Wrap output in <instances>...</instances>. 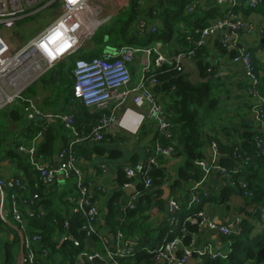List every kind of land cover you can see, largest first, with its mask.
<instances>
[{
    "label": "built area",
    "instance_id": "1",
    "mask_svg": "<svg viewBox=\"0 0 264 264\" xmlns=\"http://www.w3.org/2000/svg\"><path fill=\"white\" fill-rule=\"evenodd\" d=\"M46 1L41 9L36 10ZM91 0H0V26L24 18L29 11L34 14L40 10H46L53 3H58L59 15L39 33L26 41H21L19 34L12 32V28L4 27L0 30V111L12 106L17 100L24 103L25 126L38 127L47 121L61 120L64 127L75 136V141L69 144L67 149L61 150L59 159L61 162L55 168L50 164L41 165L36 161V151L34 146L19 145L18 153H23L28 157L30 164L43 186V189L50 190L57 181V174L64 180L72 181L75 184V195L65 200L69 203V216L74 218L79 216L83 222L79 231L85 237L84 242L77 240L71 233L72 222L65 219L63 229L66 234L55 237L57 244L69 243L72 250L76 251L74 264H91L94 258L104 260L106 264H121L132 258L136 251V244L125 245V241L120 233L117 234L114 249L109 243V236L99 228L100 208L94 201L88 187L92 188V183L85 182V176L80 170L75 156L74 146L84 140L91 142H102L105 131L114 130L121 136H137L139 129L147 119L154 120L160 134H167L168 123L164 120L162 106L153 94L152 87L157 84L154 75L155 67L160 68L166 62L164 56L159 52L160 45L152 49H140L133 47L120 48L113 52L114 55H104L103 57L92 56L88 59L78 58L73 65L71 74L74 80L73 98L85 108H94L101 111L102 115L96 125L92 128L90 135L81 137L74 125V116L71 114L56 116L46 113L38 107L32 99H25L23 94L26 89L32 86L38 79L53 69L58 63L65 60L72 54H77L83 47L86 40L82 22V13L90 4ZM227 4L225 15L212 21L207 27L197 30L199 36L195 45L203 47L207 44L208 37L219 33V43L224 48L230 47V40L234 34L245 28V20L235 11L236 0H221ZM246 7L255 10L261 0H245ZM187 13L196 11V4H191ZM109 18L104 19V23ZM144 27V23L141 24ZM151 32L155 27H150ZM253 31L252 25L248 24L247 32ZM145 52V61L139 83L131 86L129 66L132 64L138 53ZM186 57L192 59L194 52L178 55L176 58V70L182 72L178 63L179 59ZM231 61L241 66V74L246 84V94L253 100L250 108V115L255 128L264 135V98L261 94V75L256 71L251 53L242 50L232 56ZM59 118V119H58ZM114 137V136H113ZM260 148V140H258ZM154 152L164 159H169L172 150L161 148L158 144L154 147ZM218 147L212 142L205 159L196 162L201 168L202 177L191 191L192 198L189 201V213L184 219V223L197 224L199 232L207 231L212 234L227 237L238 235L237 225L242 218H238L230 225H220L209 218L205 212L203 201L208 196V185L206 183L214 174L227 182H231L234 172L227 171L219 164ZM151 164H157L152 158ZM102 172L106 171L105 166H101ZM142 170V166L131 168L123 167L124 175L127 179H137ZM148 184V183H146ZM130 186L125 185V187ZM243 195L249 197L247 185L243 181L238 183ZM27 186L19 179H0V241H9L8 235L2 230L4 227L13 229L19 239L18 261L16 264H46L52 257L49 247L43 244V237L40 230L29 234L27 219L43 220L45 210L39 203L42 201L38 193L27 198ZM203 191L202 197L198 191ZM102 193L104 190L98 188ZM4 197L8 198V210L4 205ZM136 194L127 203L128 209L134 208ZM168 216H173L179 209L180 203L170 199L167 203ZM169 218V217H168ZM9 219L12 222L9 223ZM174 224L176 221L171 218ZM71 224V225H70ZM172 225V224H171ZM94 239L100 244L101 249L97 250ZM184 235L165 241L151 253L155 255L156 264H200L205 258L225 259L226 251L217 250L211 243H204L195 246L192 242L189 246H184L179 250ZM92 240L94 249L86 245V240ZM5 241V242H6ZM230 246V244H228ZM2 249V248H1ZM15 257V256H14ZM194 259L193 263L190 260Z\"/></svg>",
    "mask_w": 264,
    "mask_h": 264
},
{
    "label": "trees",
    "instance_id": "2",
    "mask_svg": "<svg viewBox=\"0 0 264 264\" xmlns=\"http://www.w3.org/2000/svg\"><path fill=\"white\" fill-rule=\"evenodd\" d=\"M195 2L196 0H158L150 9L141 10L138 0H131L128 8L122 9L108 26L100 29L92 38L94 49L90 54L103 57L106 51H117L124 46H144L150 43H160L166 53L175 40L182 49L181 53L194 52V58L199 61L202 77H213L212 69H209L208 72V64H203L205 50L203 47L196 46L195 42L199 38L196 31L207 27V20L215 16L213 13H209L203 18L204 15L201 12L196 13L197 11L194 12L195 14H188L186 9L191 4H196ZM259 7L264 8V0H261ZM142 12H145L144 16L152 23L158 24L155 26L154 32L145 30L142 37L138 38L133 36L132 28L139 16H142ZM224 14L220 13V18H223ZM233 55H235L234 52L231 53V57ZM154 75L157 84L152 87V91L156 97L163 98L162 103L158 102L161 103L164 120L169 125L168 135L159 133L154 120L144 121L137 138L139 141L150 144L147 156L142 163H138L137 158L128 165L135 169L142 166L138 178L129 180L124 175L123 167L118 169L116 182L119 187L125 189V185L139 182L136 184V199L133 209H128L126 206L123 209L118 208L117 201L114 199L121 195L120 193L115 194L113 200L107 205L105 223L111 230L109 231L112 236V238L109 237L111 248L114 249L112 243L120 233L125 245L136 244L137 246L135 255L121 264H156L155 255L151 252L165 241L184 235L182 240L184 246H189L194 242L200 234L198 226L188 222L184 223V219L189 213L188 204L193 195L191 187L202 177L201 168L196 165V162L205 159L209 145L215 142L218 147L220 166L229 172H234L232 182H235L236 185L239 181L246 183V191L250 196H244V190L241 191V194L247 198L250 209L245 211L241 222L237 225L238 235L221 236L223 246H226L228 252L227 258L215 260L205 258L200 264H264V135L255 128L252 118V132H246L245 129L235 130L223 127L221 129L223 140L219 135H211L205 131V127L213 126V120H211L213 114H204V109L207 108V111L214 112L215 104L218 102V99L213 98L215 97L213 96L214 89L210 86L213 80L206 86L199 84L193 86L188 82L186 76H181L177 72L175 63L164 64ZM260 88L264 98V88ZM75 104L77 107L79 105L83 107L78 101ZM86 109L88 120L84 129L88 136L91 133V128L101 116V111L89 114V109ZM46 124L47 122L38 127L29 128H37V131L43 133ZM106 138H113V136L104 134L103 141ZM235 139L239 140L241 144L238 141L234 143ZM55 140L53 132L48 128L44 134L43 142L38 145V153L46 157L51 156ZM245 140L250 141L251 144H246ZM258 140H260V148L257 145ZM156 144L164 149L170 148L173 158H182V164L177 168L172 178L167 176V162L154 152ZM74 150L77 157L89 158L92 154L101 155L103 153V150L98 146L88 150L87 147L79 145ZM152 158L157 161V164L149 162ZM234 178L235 180H233ZM85 182L89 183L87 180ZM209 182L208 180L206 185L209 186ZM164 186H167L171 192L170 199L180 203V209L173 216H168L169 218L164 220L160 226H155L150 221L151 214L149 212L153 207H158L160 211L163 209L165 201L161 198ZM88 189L91 192L89 187ZM94 192L95 190L91 193L92 196ZM202 193L203 191H198L201 197ZM214 197L216 196L208 192V196L204 198L203 205L199 209H202ZM66 204L69 208V203L66 202ZM39 206L43 210L46 209L43 201L39 203ZM171 218L176 221L174 224L171 222ZM55 220L58 222L55 225L59 227L58 230L56 229L57 232L53 231ZM64 220L59 214L50 210L47 213L45 211L43 220L27 219V224L29 222L31 229L38 228L41 231L43 244L47 248L49 247L54 252L53 254H56L62 252L63 247L67 244L70 245L64 243L57 248L59 244L54 243L53 240L56 233L57 236H61L62 232L66 234L62 227ZM74 222L76 225L71 233L83 243L85 237L78 230L83 220L76 216ZM174 230L177 232L174 233ZM151 234L156 237L150 241ZM192 236L193 238H191ZM93 240L97 246L98 242L94 238ZM15 241L16 239L2 243L1 248L4 253L0 256V264H5L2 260L7 261V264H13L14 253L10 250V245H13ZM75 253L76 251L70 249L69 255L74 256Z\"/></svg>",
    "mask_w": 264,
    "mask_h": 264
},
{
    "label": "crops",
    "instance_id": "3",
    "mask_svg": "<svg viewBox=\"0 0 264 264\" xmlns=\"http://www.w3.org/2000/svg\"><path fill=\"white\" fill-rule=\"evenodd\" d=\"M130 1L131 0H91L90 4L87 5V8H85L81 16L86 38L85 42L87 41L86 44H83V47L77 54H72L65 60L58 63L53 69L26 89L23 94L25 99L29 98L34 100L38 107L46 113H52L56 116L67 114H72L73 116L75 115L73 117L74 125L81 137L87 136L84 125L88 120V115L85 111L86 108L83 109L84 107H81L80 105L77 107L75 104L77 100L73 98L74 80L71 71L74 62L78 58L88 59L93 56L90 54V52L94 49L92 38L100 31V29L108 26L118 16L122 9L128 8ZM157 1L158 0H138L141 10L150 9L157 3ZM195 3L196 13L201 12L204 15L202 16L203 18H205L209 13L214 14V18L207 20V25L220 18V13L224 14L227 8V4L221 2V0H196ZM236 3L237 6L235 11L242 16L245 22H248L245 24V28L232 36L229 48H224L220 45L219 33L213 36L211 35V37L209 36L207 44L203 46V49L205 50L203 64H208V72L209 69H212L214 72L213 77L218 76L217 79H214L211 82L210 86L213 89L214 86H217L214 90H216V93L221 92V94L216 96V99H218L219 102L217 112L219 113V116H222L221 119L223 120L221 122L222 125H214L215 127L211 125L208 128L205 127V131L211 135H219L222 140L223 137L221 136V129L223 127L235 130L245 129L246 132H252L253 130L251 127V115L249 112V108H251L253 100L246 94V84L244 83V78L241 74V66L231 61L232 52L238 54L242 50H248L251 53L256 71L261 75V87L264 88V8L258 6L259 8L257 7L255 10L249 9L246 7L245 0H236ZM144 14L145 12H142V16H139L137 22L132 28L134 37H142L145 30L151 32L149 28L155 27L158 24L156 22L152 23V21L144 16ZM106 18H109V20L104 23L103 21ZM142 23H144V27H141ZM248 24L252 25L253 31L251 33L247 32ZM89 44L92 45L91 48H88ZM157 45L161 46L160 43H150L149 45L144 46H124L121 48L133 47L140 49H152ZM161 49L164 50L162 46L160 47V50ZM181 51V47L178 45L177 41L174 40L168 52H164V58L166 59L164 64H176L177 56L183 54ZM193 59L195 58L193 57L190 60ZM144 61L145 52L138 53L132 64L129 66L132 76V87H135L139 83ZM139 63L142 66L141 70ZM164 64H162V66ZM155 68L156 69L153 72L154 74L158 71V69H160L157 67ZM181 71H183L182 67ZM156 99L161 103L163 102V98H161V96H157ZM217 103L215 109H217ZM88 109L89 114H94L97 111L94 108ZM48 128L51 129L56 140L53 154L46 157L38 153V145L43 142L44 134ZM37 130V128H29L25 126V108L24 103L21 100H17L12 106L0 111V179H19L23 185L27 186V198L31 197L35 193H38L44 203V206H46V213L51 210V212L59 214L63 219H70L72 222L71 230L73 231L76 223L74 222V218L69 216V208L67 207L65 200L75 195L74 182L66 181L60 174H57V181L54 186L50 188V190L43 189L38 178V174L35 172L34 167L30 164L28 157L23 153H18L17 147L19 145H23L24 147L28 145L34 146L36 151V161H38L41 165L50 164L57 168L61 162L59 159V153L61 150L67 149L69 144L72 143V141H75L76 138L64 127L61 120L47 121V124L44 126L43 133ZM112 136L114 137L108 139L106 138V140L102 142L84 140L74 146V148H77L79 145H82L87 147L88 150L98 146L101 150H103L101 155L92 154L90 156L89 153V158L85 156L77 157V155L76 158L78 166L85 176V179L92 183V187L95 186L93 189V191L95 190L93 199L98 203L101 212L99 228L109 237V231L111 230L105 223L108 203L113 200L112 198L115 194L120 193L121 195H118L114 201H117V206H119L118 208L123 209L125 208L124 206L127 207V203L136 193V184L139 182L137 181L136 183L129 184L130 186L128 187L134 188L135 191L134 194L127 196L123 192L124 188L117 185V171L120 167L130 165L131 161L136 160L137 158L138 163H142V161L146 158L150 147L148 142L139 141L137 136H121V138L116 137L115 135ZM39 138H42V141L39 142ZM237 141L240 142L235 139L234 143ZM244 142H246V144H251L248 140H245ZM162 159L167 162V176H171L172 178L177 168L182 164V158L176 159L170 156L169 159ZM171 163H173L172 166L170 165ZM101 166H105V172H102ZM211 176L212 177L209 179L210 182L208 189L210 190V193L216 197L212 198V200L204 208L209 218L220 225H230L236 219L243 218L245 211L249 210L250 206L248 205L247 198L241 194V189L238 188V184L236 185L235 182L232 181L227 182L214 174ZM233 180H235V178ZM98 188H101L104 192L102 193L101 191H98ZM170 195L171 192L169 191V196L167 197L161 211L158 207H153L149 212L151 214L150 221L154 223L155 226H160V224L168 218L166 205L170 200ZM3 202L6 210H8V198L4 197ZM10 222H12L11 219H9V223ZM57 223L58 222L55 220V227L53 229L55 232H57L59 228L55 225ZM27 226V232H29V234L38 230V228L31 229L29 222ZM2 230L12 241L14 240V236H17L16 232L11 228L4 227ZM15 239L16 241L13 242V245H10V250L15 256L13 264L17 263L18 252L20 251V247L18 246L19 239L17 237H15ZM204 242L211 243L217 250H222L224 245L222 243L221 236L207 231L200 232L194 240L196 246L201 245ZM0 245H2L1 241ZM59 246L60 244L57 248H59ZM97 250L99 249L97 248ZM3 253V249H0V256H2ZM2 262L7 264V261L5 262L2 260ZM61 262H66V260L63 252H58L56 254H52V257L47 260L46 264H60Z\"/></svg>",
    "mask_w": 264,
    "mask_h": 264
},
{
    "label": "rangeland",
    "instance_id": "4",
    "mask_svg": "<svg viewBox=\"0 0 264 264\" xmlns=\"http://www.w3.org/2000/svg\"><path fill=\"white\" fill-rule=\"evenodd\" d=\"M45 4H46V1L44 3H42L41 6L37 7L36 10L41 9L42 6H44ZM31 12L32 11H29L28 15L26 17H24V18H21L19 20L13 21V22H10V23L6 24L5 26H0V30H4V27L12 28L11 29L12 32L18 33L21 41L24 42V41L30 39L31 37H33L38 31L42 30L48 24H50L59 15L58 3H53L51 5V7H49L48 9L40 10V11L34 13V14H31ZM86 42L84 41L83 44L85 45ZM91 47H92V45L89 44L88 48H91ZM113 52L114 51H112V50L111 51H106L105 55H110V56L114 55V54H112ZM139 66H140V70H141L142 66L140 65V63H139ZM130 78H131V82H132L131 73H130ZM213 83H215V82H213ZM214 89H216V88L214 87ZM219 94H221V92L216 93V90H214L213 91V96H215V97H213V98L216 99V96H218ZM214 108H216V104H215ZM218 108H219V102L217 103V109H215L214 112L213 111L212 112L207 111V108L204 109V114H213L212 117H211V120H213V122H212L213 126L214 125L215 126L222 125L221 122L223 120L221 119L222 116L218 115L219 114L217 112ZM170 165L172 166L173 163H171ZM6 202H7V199H6ZM176 230H174L173 232L176 233L177 232ZM155 237H156V235L151 234L149 236V238H150L149 240L150 241L154 240ZM191 238H193V236ZM203 244H201V245H203ZM201 245H199V246H201ZM70 247L71 246L68 245V244L65 247H63L62 252H63V255L65 257L66 262H63V263L61 262L60 264H72L75 261L74 256L69 255L70 249L72 250V248H70ZM179 247H180L179 250H181L182 248H185L183 244H180ZM97 248L101 249L100 244H97ZM0 249H1V245H0ZM222 250L226 251V246H223Z\"/></svg>",
    "mask_w": 264,
    "mask_h": 264
},
{
    "label": "water",
    "instance_id": "5",
    "mask_svg": "<svg viewBox=\"0 0 264 264\" xmlns=\"http://www.w3.org/2000/svg\"><path fill=\"white\" fill-rule=\"evenodd\" d=\"M160 53H161L162 56H164V54H165L162 49L160 50ZM178 63L183 68V71L180 73V75L181 76H186L188 82L191 85H193V86H195L197 84L206 86L212 80L218 78V76H214V77H212V76L202 77V75H201V69L199 67V61L197 59L190 60V59H188L186 57H182L181 59H179ZM106 134L115 135L116 137H120L121 138V135L119 134V132H116L114 130L105 131V135ZM40 141H42V138H39V142ZM94 187L91 188V193L93 192ZM134 191L135 190L132 187H128V188H125L123 190V192L127 196H130V195L134 194ZM163 192H164V194L162 196V199L164 201H166L167 200V197L169 196V188L167 186H164L163 187ZM110 238H112L111 235H110ZM85 243H86V245L90 249H94L95 248V244L93 243L92 240L88 239V240H86ZM193 262H194V259H191L190 260V263H193ZM91 264H106V262L104 260H100L98 258H94L91 261Z\"/></svg>",
    "mask_w": 264,
    "mask_h": 264
}]
</instances>
